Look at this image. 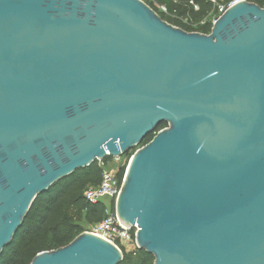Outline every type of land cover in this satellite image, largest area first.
Wrapping results in <instances>:
<instances>
[{
    "label": "water",
    "instance_id": "water-1",
    "mask_svg": "<svg viewBox=\"0 0 264 264\" xmlns=\"http://www.w3.org/2000/svg\"><path fill=\"white\" fill-rule=\"evenodd\" d=\"M136 147L114 213L153 264H264V7L202 33L141 0H0V255L39 194ZM122 260L82 232L30 264Z\"/></svg>",
    "mask_w": 264,
    "mask_h": 264
},
{
    "label": "trees",
    "instance_id": "trees-1",
    "mask_svg": "<svg viewBox=\"0 0 264 264\" xmlns=\"http://www.w3.org/2000/svg\"><path fill=\"white\" fill-rule=\"evenodd\" d=\"M246 1L264 7V0ZM153 2L165 6L172 15L158 13L168 23L186 31L209 33L210 24L191 28L181 23L184 18L193 22L205 18L211 10L207 0H153ZM149 5L153 6L152 3ZM194 5L198 6L197 11L194 10ZM166 126V123H162L157 131ZM154 134L147 136L142 145L149 142ZM110 159L106 157L101 161H94L90 166L75 171L56 182L48 191L39 194L12 242L3 249L0 264H30L36 254L67 245L90 224L99 222L104 215V202L95 204L86 202L83 193L88 187L100 183L104 170L100 163L103 164ZM124 171L125 168H122L118 173L119 181L122 180ZM82 222L87 225L83 227ZM153 261L151 254L136 248L134 252H123V260L119 264H153Z\"/></svg>",
    "mask_w": 264,
    "mask_h": 264
},
{
    "label": "built area",
    "instance_id": "built-area-1",
    "mask_svg": "<svg viewBox=\"0 0 264 264\" xmlns=\"http://www.w3.org/2000/svg\"><path fill=\"white\" fill-rule=\"evenodd\" d=\"M151 6L157 13L172 16L168 13L167 9L163 5H159L153 0H141ZM211 5V10L208 12L205 18L199 22H193L190 19L184 18L181 23L195 28L204 24H212L216 18L220 16L229 6L233 5L238 0H207ZM193 4L192 2H190ZM194 10H198V6L194 5ZM118 159V158H115ZM121 181H119L118 173L113 170L104 169L101 174L100 183L96 186L88 187L83 197L86 202L95 204L98 202H104V215L103 218L97 222L90 224L83 232H88L96 235L104 240H107L114 246H116L122 253L134 252L136 249L134 243V235L136 232V226L132 229H128L121 225L114 213V202L120 190Z\"/></svg>",
    "mask_w": 264,
    "mask_h": 264
},
{
    "label": "rangeland",
    "instance_id": "rangeland-1",
    "mask_svg": "<svg viewBox=\"0 0 264 264\" xmlns=\"http://www.w3.org/2000/svg\"><path fill=\"white\" fill-rule=\"evenodd\" d=\"M136 149H137V147L134 148L133 150H131L128 154L119 157L118 159L111 158L110 160H108L107 162H105L103 164L100 163V165H102L103 169L113 170V171L119 173L122 168H126V166L128 164V160H129L128 157H130L131 154ZM82 225H83V227H85L87 224L82 222Z\"/></svg>",
    "mask_w": 264,
    "mask_h": 264
}]
</instances>
